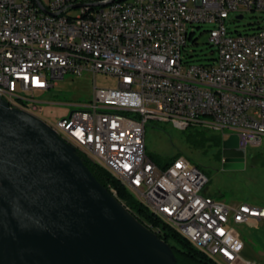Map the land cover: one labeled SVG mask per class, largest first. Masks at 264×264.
Instances as JSON below:
<instances>
[{"label":"built area","instance_id":"obj_1","mask_svg":"<svg viewBox=\"0 0 264 264\" xmlns=\"http://www.w3.org/2000/svg\"><path fill=\"white\" fill-rule=\"evenodd\" d=\"M89 5L98 12L87 13ZM253 11H264V0H0V97L42 119L35 94L66 74L116 77L117 87H95L91 101L54 125L42 120L218 264H260L244 257L234 225L264 218V207L205 194L200 167L183 156L162 167L145 145L151 121L236 134L245 151L262 144L264 27L227 24L232 13ZM203 24L216 57L191 63Z\"/></svg>","mask_w":264,"mask_h":264},{"label":"water","instance_id":"obj_2","mask_svg":"<svg viewBox=\"0 0 264 264\" xmlns=\"http://www.w3.org/2000/svg\"><path fill=\"white\" fill-rule=\"evenodd\" d=\"M238 147L236 134L223 140L224 169L244 167ZM0 264L178 263L74 146L0 97Z\"/></svg>","mask_w":264,"mask_h":264},{"label":"rangeland","instance_id":"obj_3","mask_svg":"<svg viewBox=\"0 0 264 264\" xmlns=\"http://www.w3.org/2000/svg\"><path fill=\"white\" fill-rule=\"evenodd\" d=\"M68 13L75 16L79 10L73 9ZM237 15L232 13L227 22L233 32H250L252 28L264 27V11L245 12L243 19H236ZM209 28V24H203L195 29L193 38L196 39V43H190L188 48L192 55L189 58L191 63L205 64L216 57L215 47L209 42L207 31ZM117 86L118 79L110 75L102 73L94 75L88 71L82 75L68 73L44 93L35 94L34 98L39 107L37 113L46 122L54 125L59 119L68 116L71 111L80 109L91 101L95 87ZM187 129L181 130L170 122H149L145 132L147 152L162 160L180 154L192 163L200 165L208 177L204 193L227 205L247 203L264 207V138L261 145L248 146L243 168L224 169L222 144L207 146L206 150L192 147L186 141ZM207 131L209 135L216 134L223 140L226 139L221 132ZM231 133V130L225 131V135ZM234 226L245 244L244 257L264 264V220L261 222L249 220Z\"/></svg>","mask_w":264,"mask_h":264},{"label":"trees","instance_id":"obj_4","mask_svg":"<svg viewBox=\"0 0 264 264\" xmlns=\"http://www.w3.org/2000/svg\"><path fill=\"white\" fill-rule=\"evenodd\" d=\"M261 28L263 27L252 28L253 30L250 32H255ZM246 32L250 33L249 31ZM187 130L186 141L192 147L206 150L207 146H221L223 142V138L220 135H209L208 131L205 129L191 127ZM76 150L99 182L123 202L141 222L153 229L159 238L171 248L173 258L178 264H218L213 258L197 249L186 237L150 212L149 209L110 172L93 162L79 149L76 148ZM148 155L154 162L162 167L167 166L172 160L181 156L177 154L169 159L162 160L151 153H148ZM195 165L200 167L198 164Z\"/></svg>","mask_w":264,"mask_h":264},{"label":"bare ground","instance_id":"obj_5","mask_svg":"<svg viewBox=\"0 0 264 264\" xmlns=\"http://www.w3.org/2000/svg\"><path fill=\"white\" fill-rule=\"evenodd\" d=\"M131 0H115V3H130ZM98 12V5H89L87 6V13H96Z\"/></svg>","mask_w":264,"mask_h":264},{"label":"flooded vegetation","instance_id":"obj_6","mask_svg":"<svg viewBox=\"0 0 264 264\" xmlns=\"http://www.w3.org/2000/svg\"><path fill=\"white\" fill-rule=\"evenodd\" d=\"M241 152H242V149L240 147L233 150V153H235L236 155H241Z\"/></svg>","mask_w":264,"mask_h":264},{"label":"crops","instance_id":"obj_7","mask_svg":"<svg viewBox=\"0 0 264 264\" xmlns=\"http://www.w3.org/2000/svg\"><path fill=\"white\" fill-rule=\"evenodd\" d=\"M251 220H256V221H262V220H264V218H261V219H251ZM245 248V247H244ZM244 251V250H243Z\"/></svg>","mask_w":264,"mask_h":264}]
</instances>
